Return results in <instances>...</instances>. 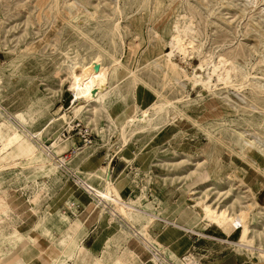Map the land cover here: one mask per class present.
I'll return each instance as SVG.
<instances>
[{
    "label": "rangeland",
    "instance_id": "rangeland-1",
    "mask_svg": "<svg viewBox=\"0 0 264 264\" xmlns=\"http://www.w3.org/2000/svg\"><path fill=\"white\" fill-rule=\"evenodd\" d=\"M176 30L192 45L174 52L177 67L171 68L165 55ZM220 58L235 67L231 86L215 74L207 81ZM116 59L121 65L115 68ZM74 62L95 75L110 73L108 91L77 118L66 74ZM263 82L264 0H0V264L80 263L85 251L76 247L78 240L90 224L103 220L77 198L66 168L86 177L101 156L100 166L111 164V154L112 173L122 171L119 186L127 182L119 197L140 215L137 227L155 220L165 225L148 189L150 195L171 191L168 203L157 201L165 206L162 217L196 220L194 228L166 221L178 236L198 237L194 255L188 249L174 257L175 264H200L225 254L208 262L229 258L228 264H260L263 147L249 149L246 141L255 137L264 144ZM154 103L162 108L155 111ZM144 111L150 117L127 127L128 143L122 147L121 128ZM62 113L70 128L65 121L49 124ZM15 120L54 148L57 157L77 148L67 167L54 159L57 166L49 165L43 149ZM57 137L64 141L55 148ZM169 174L173 183L163 180ZM135 188L139 200L126 199ZM197 202L216 209L219 221L235 223L233 231L226 234L210 222ZM191 210L193 216L184 214ZM129 213L103 221L109 235H118L119 248L129 244L131 232L120 223L129 221ZM217 227L227 236L234 233L220 238L224 234ZM98 230L90 226L86 245ZM185 245V237L175 243ZM143 264L159 263L150 257Z\"/></svg>",
    "mask_w": 264,
    "mask_h": 264
},
{
    "label": "bare ground",
    "instance_id": "bare-ground-1",
    "mask_svg": "<svg viewBox=\"0 0 264 264\" xmlns=\"http://www.w3.org/2000/svg\"><path fill=\"white\" fill-rule=\"evenodd\" d=\"M186 23H185L186 29L187 30H193L194 27L192 26V24L191 23L186 24ZM191 45H192V41L190 40L189 36L184 38L180 34V32L178 30H176V32L172 35L171 40H170L171 50L169 52H167L165 55L166 60H167V62L171 68L177 67V65L172 61V55L174 54V52L175 51L187 52V49ZM217 61H218L217 63H214L212 65L211 73H208V76H207V78H208L207 81L210 82V77L215 74L217 80H219V82L222 81L224 84H226L225 85V87H226L228 84H230L231 75H232V73H234L235 67H234L232 62L228 63L224 58H220ZM117 65L118 66L121 65V62L116 59L115 60V68ZM199 67L202 68L203 64L200 63ZM66 74H67V76H68L67 78L69 80V88L72 91V94L74 97L71 112H72L73 117L77 118L80 116L81 113L84 112V109H86L88 106L94 107L93 102L98 97L103 96L108 91V87H109V78L108 77H109L110 73H105V74L99 73V74L95 75L94 73H91L85 66L81 67V62H74L73 64L70 65V70ZM111 74H113V73H111ZM247 75H248V73H247ZM193 77L196 79V81L204 82L201 79L200 74L199 75L193 74ZM246 77H248V76H246ZM188 78H190V77H188ZM190 79H192V78H190ZM230 86H231V84H230ZM0 107H2V106L0 105ZM153 108L155 111H157V110H160L162 108V105L154 103ZM149 113L150 112L144 111L143 115H141V117L133 116L126 121L125 125L121 128V137L123 140V146L122 147H125L128 143V134H127V130H126L127 127L134 124V122L140 120L141 118H145V119L149 118L150 117ZM15 121L19 125L20 131L25 136H27L28 139L34 138L33 142L35 143L36 147H38L37 149L38 150L43 149L44 154L46 155V157H48V159L50 161L49 165H52L55 167V166H57L55 164L57 162V164H59V166L67 167V164H66L67 160L71 157H74V154L78 150L77 148L76 149L72 148L71 150L73 152L72 153L67 152L68 155H66V156L65 155L64 156L59 155L57 157L52 152V150L54 148L50 149V147H47L45 145V143L40 141V138L37 137V134L35 132L31 131L25 124H23L17 120H15ZM56 121L57 122L58 121H65L66 124H68V127L69 128L71 127L72 122L67 120L65 113H62V115L57 117V119H53L49 124L56 122ZM62 135H64V133ZM63 141H64V139L57 137V139L54 140L52 146H55V148H56V146L58 144H60V142H63ZM261 142L262 141L260 139H255V137H253V140L246 141L249 149H254L255 147H257V148L263 147L262 151H263V157H264V144ZM89 143H90V141L87 142V144H89ZM87 144H85V145H87ZM67 146H65V147H67ZM118 152H119V150H118ZM69 155H71V156L69 157ZM79 155H81V154H79ZM53 159L56 161L55 163H54ZM101 161H102V158L98 159L97 162L95 161L93 168L91 170H89V172H88L89 174L86 175V177H88V178L83 177V176L81 177L80 175H78L76 172V169H73L69 166H68V168H66V169H69V171L73 175L72 185H75V187L77 189L75 191V195H77V198H79L83 202H85L86 205L87 204L90 205V211H89L90 214L97 212V217L101 218L103 221H105L106 224L111 223V221H113L114 218L118 217L119 214L124 212L125 210L130 211L129 221L125 220V219L120 220V223L124 224L126 226V228L128 230H130V232H131V235L128 238V243L130 245L137 247V249H138L137 255L140 257L141 260L149 261L150 257H152V258L156 259L159 264L168 263L169 260L166 257H163L162 252H161L162 249H164L165 247H163L159 242H157L147 232V229L150 225V222L147 221V222L143 223V225L141 227L136 226V224H135L136 216H140V215L134 213L135 210L133 208V205L130 204V202L123 200L122 197L118 198V196L115 193L116 184H115V181H114V179L111 175V171H110L111 164L108 162V164L105 167H102L99 165ZM72 188H73V186H72ZM196 204L199 205V207H200L199 211L201 212V214L205 215L210 222H212V223L220 226L221 228H223V230L225 231L226 234H229L230 232L233 231V227H234L235 223H233L231 221H225V220L219 221V219H218L219 214H218V211H216V209L212 208L206 202H197ZM150 219H152V218H150ZM243 239H246V235H245L244 231H243ZM262 256H264V255H262ZM262 256L258 257L259 260L261 261L260 264H264V257H262ZM229 257L236 259V255H234V254L230 255ZM189 264H195V263H193V260H191V262ZM208 264H211V263H208Z\"/></svg>",
    "mask_w": 264,
    "mask_h": 264
},
{
    "label": "crops",
    "instance_id": "crops-1",
    "mask_svg": "<svg viewBox=\"0 0 264 264\" xmlns=\"http://www.w3.org/2000/svg\"><path fill=\"white\" fill-rule=\"evenodd\" d=\"M117 154L119 155V152H117ZM112 156H113V154H111V167H112ZM96 158H98V157H96ZM101 158H104V156H101ZM153 166L154 165H152V167ZM110 171H111V175H112V177H113V179L115 181V184H116L115 193H116V195L119 198V191H120V194L122 195L123 191L126 188V183L127 182L124 183V185L120 187L118 180H119V177H121L119 175H120V173L122 171L120 170V171H118L117 173H114V174L112 173L111 168H110ZM150 175H151V170H150ZM171 175L172 174H169L167 179H163V178H166V177H163L162 179L165 182H166V180H168L171 183L172 182L170 180ZM172 185H174V184H172ZM174 186L176 188H180V186H178L177 184H175ZM149 190L150 189H148V191H147V195L149 196V199L154 201L155 205L161 209V214H160V219L159 220H163L165 225H161V223L156 222V220H155L152 224L149 225L148 232H149V234H151L152 236L155 237V240L157 242H159L163 247H165L161 251L162 255L164 257H166L171 263L175 264L174 257L185 255V253L187 252L188 249L191 252L192 248L196 247L194 245L197 244L196 242L198 240V237H197V235H190V234L187 235L188 232H184V235H182L181 237L182 238L185 237L188 240L189 246L185 245L184 248L183 247H179L180 245L179 246H175L176 241L179 240L181 237L177 235V230L175 228H173V225H171V224H167L166 225V223H167L166 221L176 222V223H178L180 225H184L185 227L189 226V227H193L194 228L193 223L196 220L189 219L187 221H192V222L191 223H187L185 221H181L180 222V221H176V219L175 220H169L166 217H162V214H164L163 212H164L165 206L164 205L161 206V204H158L157 201L158 200L159 201H165L166 203H168L167 195H170L171 191L169 189L165 190V191H155L154 194L150 195L149 194ZM138 191H139V188L133 189L129 193V195L127 194L128 196L126 197V199L131 200V201L139 200L140 196L137 195V196L133 197L134 196L133 192H138ZM141 191H142V189H140V192ZM132 199H134V200H132ZM145 205H147V208L149 209V206H151L150 200H148L147 203H145ZM153 207H154V205H152V208ZM184 214H186V215L189 214L190 216H193L192 210H191V212L185 211ZM198 223H201L200 220L198 221ZM103 224L104 223L101 220H99L97 222H93L92 224H90L88 226L87 235H83V237H81L78 240L77 247H80V248L84 249V251H85V254L84 253L80 254V255H84V259L78 264H128V263L134 264L136 259H138V261L140 262L139 264H143L144 261L141 260L137 255H135L138 252L137 247H135L133 245H130V244H125L123 247L119 248V244L120 243H119V240L117 239L118 235H112V234L109 235L108 232L111 231V230L108 229V226L105 227ZM94 225H97L99 227V230L92 236V239H91L90 243L88 245H86L84 243V240H85L86 237L89 236L88 232H89L90 226H94ZM158 227H160V228H158ZM156 228H158V229H156ZM193 236H196V237L194 238ZM230 236H226L224 234V237H220V238H230ZM214 237H217V236H214ZM191 253L194 255L193 252H191ZM195 253L197 254V252H195ZM225 255L217 257V258H214V259L203 261L200 264H204L205 262H208V261H214L215 259L223 258ZM80 259H81V256L78 258V261ZM228 260H229V258L224 259V260H219L218 263H214V264H228L229 263ZM74 263L75 262H72V264H74ZM211 264H213V263H211Z\"/></svg>",
    "mask_w": 264,
    "mask_h": 264
}]
</instances>
